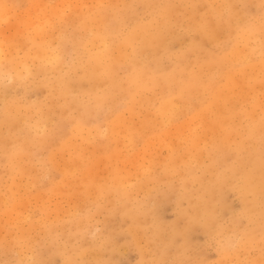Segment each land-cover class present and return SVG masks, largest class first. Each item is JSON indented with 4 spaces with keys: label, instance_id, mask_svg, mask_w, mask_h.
Segmentation results:
<instances>
[{
    "label": "bare ground",
    "instance_id": "1",
    "mask_svg": "<svg viewBox=\"0 0 264 264\" xmlns=\"http://www.w3.org/2000/svg\"><path fill=\"white\" fill-rule=\"evenodd\" d=\"M46 2H43L44 5ZM125 2H121L123 9L120 12L108 2L107 4L101 2V5L95 7V11L92 10L89 14L90 19L80 22L85 34L78 37L61 31L63 28L61 24H57L56 35L53 32H46L45 29L43 32L42 28L36 25L33 27L36 33L34 36L18 39L0 36V70L8 72L7 76L11 75L8 76L9 79L12 76L15 79H22L28 75L30 62L35 63L37 72L44 76L39 86L49 95L48 108L47 111H42L38 107L39 112L32 126L42 130L53 119L52 123H49L50 126L47 125L51 128L49 135L34 139L28 132V126H25L26 116L20 113L17 103L3 100L5 102L0 111V125L5 126L6 130L1 131H5L3 133L6 135L0 134V155L9 168L11 180L10 184L8 183V193L0 192V212L6 213L8 206L19 201L17 196L13 195L17 191L15 187L18 186L13 176L28 174L29 167L24 164L25 160H28L37 149L47 148L48 145L50 149L46 150L44 161L51 167L61 166V169L58 168L61 170L60 180L52 183L48 191L55 195L65 187L63 196H69V199L76 197L86 204L92 201L96 203V208H99V203L103 200L110 202V206L104 208L108 211L107 214L117 215L121 222L126 220L134 239L142 228L143 222L139 216L144 210L133 207V192L140 190L148 196L149 184L158 189L156 183L162 181L166 183L168 192L172 190V178L177 175L182 190L176 200L178 203L182 199L187 201V207L182 208L180 214L185 220L181 232L184 233L194 226L205 231L210 229L216 211L220 209L216 197L217 187L228 184L236 186L242 203V214L247 222V226L241 230L242 237L238 245L244 249L242 255L245 256V251L251 247L261 248L264 246V228L261 226V217L264 216V23H262L264 10L261 9L259 0H128V2L125 0ZM134 2L149 8L147 21H139L132 16ZM58 6L60 7V4ZM249 6L258 9V13H250ZM124 24L128 26L127 31L124 35L118 36L119 26ZM73 25L70 26L73 28ZM177 25L193 32L197 38L195 41L187 42V46L185 45L175 55L174 61L163 67L161 62L167 56L169 42L179 38L176 32ZM65 45H69L81 60L77 66L70 68L67 75H62L59 69L61 52ZM188 54L192 55L190 60L187 58ZM121 68H125L126 73L120 76L118 70ZM74 70H78L75 78L72 76ZM51 74L53 78L50 77ZM74 84L83 85L85 92L92 96V102L83 103L85 105L75 115L73 110L77 108L78 103L76 104L75 96L72 94ZM137 108L144 109L143 116L136 122L126 120L125 114L134 117L137 115ZM101 111L103 129L99 127L97 120V114ZM66 123L69 124L67 131L62 130ZM183 130H186V133H183ZM173 133L174 141L170 142L171 137L168 138V154L163 159L160 157L161 159L155 161V164L161 165L160 175H156L155 172L150 174L152 162L149 168L143 169L135 155L130 158L124 155L126 152L122 154V149H130L137 142L142 143L141 152L149 151L150 145L155 144L153 139L159 140ZM77 137L92 143L90 151L84 149L82 141L76 142ZM161 141L162 139L159 143ZM65 151L68 157L64 159L62 154ZM126 160L133 162L138 171L142 168L140 175H136L139 177L134 178L136 182L134 181L135 185L132 186H129L130 183L126 184L131 175L130 170H125ZM44 164L46 167L47 164ZM139 165L141 168H138ZM199 165L208 174L207 178L204 179V173L195 174L194 167L196 169ZM102 166L106 168L105 176L98 177L96 171ZM35 177L34 181H37L38 177ZM194 183H197L198 187L195 191L194 187L191 189ZM28 185L29 182L27 187ZM30 185L31 188L35 186H32L33 180ZM25 190L28 188H24L23 192L26 194ZM18 192L19 190L17 194L21 193ZM27 199H24L26 203ZM81 205L82 208L83 204ZM73 206L75 211L76 205ZM41 211L46 213L47 210L42 207ZM71 214L68 211L67 221L62 223V228L67 225L70 228L74 226L71 228L73 232L70 231L68 234V241L80 232L81 221L86 219L85 216L83 220L75 219ZM77 216L76 214L75 217ZM15 219L18 220L19 216ZM11 221L14 222L13 219ZM249 223H253L254 226ZM41 224L43 235L41 238L37 237V243L43 242L45 236L50 238L49 246L42 250L48 254L47 257L44 253L46 259L57 257L62 264H66L74 259L72 254L74 252L79 257L78 264H104V260L97 253L92 252L88 259L90 251L86 247L65 253L66 246L57 244L52 235L55 224L52 221L46 224L42 221ZM23 226L21 227V224L18 226V234L14 235L15 237L8 236L10 238L7 237L6 240L3 239L4 234L1 235L2 253L17 246L25 245L26 249L32 240L29 238V231L36 225L30 224L27 228ZM151 228L150 239L161 242L159 249L164 250L166 248V241L162 240L164 232L156 223L152 224ZM168 230H171L168 234L171 241L177 235L178 229L172 226ZM34 241L33 239L29 249L34 246ZM106 247L114 249L111 241L105 244ZM221 251V258L224 259L236 255L235 251L231 252L225 248ZM23 254L25 256V253ZM43 255L37 254L33 259L34 264H42ZM13 264H21V260L17 259ZM249 264H259V259H252Z\"/></svg>",
    "mask_w": 264,
    "mask_h": 264
},
{
    "label": "rangeland",
    "instance_id": "2",
    "mask_svg": "<svg viewBox=\"0 0 264 264\" xmlns=\"http://www.w3.org/2000/svg\"><path fill=\"white\" fill-rule=\"evenodd\" d=\"M46 1L45 0H5L3 3V0H0V32H1L0 36H2V38L4 37V38H8V39H12L13 37H14L13 39H18V37L21 38V37L34 36V34H36V33H35L33 27L36 25H39L42 28L43 32L45 29L46 32H53V34L56 35V33L58 31V25L57 24H61L63 27L62 28L60 26L62 28V29L60 28L61 31L65 32V34L68 33L67 35H71L72 37H74V36L78 37V36H80V34L81 35L85 34V31L81 27L80 22L90 19L89 14L92 12V10L95 11V9H96L95 7L98 8L101 5V2L102 3L104 2V4H107V2H108V4L111 7L112 6L115 7L117 9V11H119V12L122 11V9H123L122 3H126L125 0H113V1L112 0H99L100 1L99 3H98V0H87V1L86 0H72V1L71 0H61V1L60 0H52V1L46 0ZM58 1H60V2H58ZM109 1H110V3H109ZM126 1L128 2V0H126ZM43 2H46V4L44 5ZM96 2H97V4H96ZM35 3H37V5ZM59 4H60V7L58 6ZM116 4H117V7H116ZM38 5H41V6H38ZM33 6H36V8ZM56 6L58 8H56ZM62 6H63V8H62ZM67 6H70L69 7L70 9L67 8ZM91 6H92V8H91ZM119 7L121 9H118ZM249 7H248V11L249 12L251 11L250 13H252V14L258 13L257 12L258 9H256L254 6H249ZM60 9H64V10L62 11ZM42 11H43V13H42ZM134 11L136 12V14ZM33 14L35 15V18H34ZM148 15H149V8L148 7H145L142 4L141 5L137 4L136 2L133 3L132 16L135 19H137L139 21H147V19L149 18ZM64 16H67V17H64ZM83 17H84V19H83ZM79 19H80V21H79ZM52 23H54V25L57 28ZM66 23H69V24H66ZM63 24H64V26H63ZM70 25H73V28ZM127 27H128L127 24L120 25L117 35L118 36L124 35L125 32L127 31ZM7 30H9V31H7ZM176 32L178 33L179 38L176 40H171L169 42L168 48H167V50H168L167 56H165L161 62L163 67H167L169 65V63L174 61L175 55L178 52H180L184 48L185 45L187 46L188 43H190L191 41H195L197 38L193 32L185 30L183 27H181L179 25L176 26ZM184 38H187V39L184 40ZM65 46L63 47L62 52H61V58L62 59L64 58V60L61 59V65H60V69H59L60 74H62V75H67L69 73L70 68L73 66H77V64L81 60V58L76 54V52H74L72 49H70L69 45H65ZM69 50H71V51H69ZM76 56H77V58H76ZM188 56H190V57H188ZM191 57H192L191 54L187 55L188 60H190ZM29 68H30V73L28 75L24 76L22 79H15V77L13 78V76H12L13 80H12V78L9 79L8 76L10 74L7 76L8 72L0 70V111L2 110L3 103L5 102L3 100H5V99L7 101L13 102V104L17 103L18 105L16 104V106L19 107L20 113L23 116H26L25 126H28V132L31 133L30 135L32 137H34V139H39V138H43V137H46L47 135H49V133H50L49 130L51 128L47 127V125L50 126V124L52 123L51 120H53V119H51L50 122L48 121L50 124L47 123L46 126H44L46 128L40 127L41 129L43 128L42 130H39L38 128H35L32 126V124L35 122V119L37 118L36 115L39 112L38 107L42 111L43 110L47 111L49 95L47 94V91L44 88L39 86V83L44 79V76H41V73L37 72L36 67H35V63L30 62ZM76 73H78V70L72 71L73 78H75ZM125 73H126L125 68H121L118 70V74L120 76L124 75ZM10 77H11V75H10ZM50 77L53 78V74H51ZM74 86L76 88L73 87L72 94H73V97L75 96L74 98L76 99L75 100L76 104L78 103L77 108L75 110H73V114L75 115V113H77L81 107H83L85 104L90 103V101L92 102V96L89 92L88 93L85 92L84 88L82 87L83 85L74 84ZM80 86H81V88H80ZM74 91H76V93ZM83 103H85V104H83ZM142 109L143 108H137V111H136L137 115H135L134 117L129 116V114L126 113L125 114L126 120H128V121L133 120L135 122L138 121L143 116V114L145 113L144 109L143 110ZM24 110H26V111H24ZM102 117H103V111H101L97 114L98 125L101 129L104 128ZM68 127H69V124L66 123V124H64V126H62V130L67 131ZM1 130H6L4 125L3 126L0 125V134L5 136L6 135V134H4L5 131H1ZM183 133H186V130H183ZM183 135H185V134H183ZM174 136H175L174 133L171 136L168 135V136H166L167 139H166V137H164L165 140L162 137V138H160V139H162V141L160 143H159L160 139L159 140L153 139V141H155L153 143H155V144L150 145L149 151L147 150L148 152L147 151L144 153L141 152L143 149L142 145H141L142 143L137 142V144H135L134 147H132L130 149L129 148L122 149V154L126 152L128 154L126 155V153H125L124 155L126 157L129 156L130 158L135 155L136 160L140 161L139 163H141L142 168L144 167L145 169L149 168V164H151V162H152V164L150 165V168H149L150 169L149 171H151L150 174L151 173L153 174L155 172L156 175H160V174H162L161 165L158 163L155 164V161H157L161 158L163 159L164 157H166V155L169 152L168 146H167V143L169 142L168 138L171 137L170 142H172V140L174 141V139H175ZM75 139H76V142L79 141L77 143H80V141H82V143L84 144L83 147H84V149H86L87 152L90 151L89 149L92 148V146H93V145H91L92 143H87L85 140H82L79 137H77ZM162 143H163L164 147H163ZM88 146H89V148H88ZM156 147H158V148H156ZM47 149H50V148H48V145H47V148L37 149L32 156L30 155V158L28 159L29 161L25 160L24 164L29 167V168L28 167L27 168H28V174L30 176L28 174H26V175L17 174L15 176H13L14 181L18 183L19 187H21V188H19L18 186H16L15 188H17L16 189L17 191L19 190V192L22 193L24 191V188H26V189L28 188V190L30 192H28V190H25L26 194L24 192L22 193V195L24 197H22L21 193L18 192L19 194H17V191L14 192L13 195L15 197L17 196V198L19 199L18 203H16L17 205L15 204L12 206H8L9 207V208H7L8 214H7V212L6 213L0 212V238H2L1 235H3V234H4L3 239H6V240L8 238H10L12 235L13 236L17 235L18 234L17 229L19 228L18 226H20V224H21V227L24 225L23 228L24 227L27 228L30 224H35L37 227L35 226V228H32L29 231V238H30V240L31 239L32 240L29 243V245L26 246V249H25V245H23L20 247H18V246L16 247L19 249H16L14 247L15 249L9 250L6 253L5 252L2 253L3 250L0 247V264L6 263V262L13 264L17 259L21 260V264H34L35 260H33V259L36 258L37 254L43 255L45 253V252H42V250H43V248H47L49 246L50 238L45 236L44 239L42 240L43 242H41L39 244L37 243V237L41 238L43 235V229H42L43 225L41 224L42 221L45 224H46V222H51V221L55 224L54 225L55 229H53L55 231L54 232L52 231V235H53L55 242L57 244H59L61 246H64V245L66 246L65 253L72 252V249H79V247H86L90 251L89 256L87 257L88 259H90V254L92 252L97 253L100 256V258L104 260V264H159V263L160 264H230V263L231 264H242V263L249 264L251 262V260L252 259L254 260L255 258L259 259V264H264V260H262V259H264V246H262L261 248L256 247V246L249 248L248 250L245 251L246 252V254L244 253L245 256L242 255L243 254L242 252H244V249L238 247L239 240L242 237L241 230L245 226H247V222H246V219L244 218V216L242 214V210H243L242 205H241L242 203L240 201V197L238 195L236 186L232 187V186L226 184V185H220L219 187H217L218 189L216 188L217 189L216 190V197H217V202L220 206L219 207L220 209L219 210L217 209L215 220H214V222H213V224L209 230L205 231L203 229H200V227L194 226V227L190 228L189 230H186L184 233L181 232V230L183 229V227L185 225V220L180 216V214H181V209L187 207V201H186V199H182L178 203L176 200V198H178L179 195L181 194L180 191L182 190V188L179 185V177L177 175H174V177L172 178V190H168V192L166 191V187H167L166 183L163 181H162L163 183L162 182L156 183V186L157 187L159 186L158 189L153 188L149 184L150 194L148 196L145 195V193L140 191V190H138V192L137 191L133 192V196H132L133 197L132 198L133 207L136 209H139V210H144V213H142L139 216V219H141V221L143 222L142 228L139 229V231L141 233L139 232L136 236V238L137 237L138 238L134 239L132 234L129 231V225H128V222L126 220L124 222H121V220H118L119 218L117 217V215H115L116 216L115 217V216H110L107 214L108 211L105 210L104 208L107 207L108 205L110 206V204H109L110 202H108V201L105 202V200H103L99 203L100 204L99 208H96V206H95L96 203H93L92 201L89 202L90 205H88L89 203L86 204V202L78 200L76 197L75 198L71 197V199H69V196H66V195L63 196L65 193V191H64L65 187H62V190L61 191L59 190L58 193H56L55 195L53 194L52 191H48V189L50 187H52V183H56L57 181L60 180V178H61L60 177L61 166L59 165L58 167H56V166L51 167L49 165V163L44 161V157H45ZM150 150H154V151H150ZM63 154H66V155L63 156ZM63 154H62V158L65 159L68 157V153L66 151ZM136 154H138V155H136ZM137 156H139V158H137ZM151 156L153 159L151 158ZM149 157H150V159H149ZM155 158H156V160H155ZM1 159H3V156L0 155V160ZM133 160H135V158ZM142 160H144V161H142ZM153 161H154V163H153ZM205 162H204V164H205ZM44 163H46L48 165V167H51V169L48 168L47 165L45 167ZM0 164H1L0 165V172H1L0 178H2V180H0V192L1 193L4 192L3 194H7L9 191V184H10L11 176L9 174V168H8L7 164L5 163L4 159H3V161L2 160L0 161ZM124 165H125L124 166L125 170L127 169V170L131 171L130 172L131 175H129V177H128L129 182L126 184L130 183L129 186L130 185L132 186L136 182L135 180L139 177L136 175L137 174L140 175V172L142 170L141 165H139V167H138V168H141V169H139V171H138L137 167L134 166V163L131 161L126 160ZM222 165H223V163H222ZM219 166H220V168H223V166H221V165H219ZM33 167H34V169H32ZM58 168H60V169L58 170ZM151 169H153V170H151ZM156 169H158L159 171ZM33 170L36 171L34 175H33V172H34ZM97 170L98 171H96V170L95 171L97 172L98 177H104L105 176V172H106L105 167H103V166L99 167V169H97ZM133 170H135V171H133ZM194 170H195L194 171L195 174H198V175L201 174L202 175L204 173V175H203L204 179L207 178L208 174L203 171V168L201 169L200 165L196 166V169L194 167ZM43 172H44V175H43ZM26 173H27V171H26ZM37 173H39L40 176ZM45 173H47V175ZM8 176H9V178H8ZM26 176L29 177V179ZM35 176L38 177L37 181H34L36 179ZM134 178H136V179H134ZM24 179L26 180V183H25ZM44 179H46V180H44ZM18 180H21V181H18ZM32 180H33L32 186L35 185L37 188H40V190H38L37 188H36L37 189L36 190L35 186L31 188L30 184H31ZM45 181H46V183H45ZM20 182H22V183H20ZM28 182H29V185L27 187ZM49 182H51V183H49ZM45 184H47V185H45ZM22 185H24V186H22ZM29 186H30V189H29ZM197 188H198L197 183H194V185L192 184L191 189H194V191H195V190H197ZM37 191H39L40 193H38ZM27 193L28 194L30 193V194L28 195ZM42 193L45 195H43ZM37 194H38V196H37ZM39 194H41V195L39 196ZM134 196H135V198H134ZM40 198H41V200H40ZM24 199H27V203H26V200L24 201ZM134 199H136V200L134 201ZM33 200H34V202H33ZM174 200H176V201H174ZM22 203L23 204L25 203V205H23ZM78 203H80V204H78ZM81 203L83 204L82 208L80 207ZM18 205H21L22 207L18 206ZM73 205H76V210H78V211L81 210V211L78 212L75 210L76 211L75 212L72 208V207H74ZM14 206H17V207L15 208ZM42 207L46 208V210H47L46 213H43L41 211ZM59 210H61V211H59ZM68 211H69V213H72L71 215H73L75 219L83 220L84 219L83 217L84 216L86 217V219H85L86 221L85 220L81 221L80 232L78 234H76L74 237H71V239L69 241L67 238H68L69 232L70 231L73 232V230H72L73 225L71 226L72 229L68 225L64 226L62 228V223L67 221L66 216L68 214ZM101 211H102V213H101ZM61 212H62V214H61ZM13 213H14V215H13ZM75 213L78 215L77 217H75V215H76ZM16 214H18V215H16ZM32 214H34L35 216ZM7 215H9V216H7ZM60 215H62V216H60ZM18 216L20 219V220L18 219L19 221L15 219V217L18 218ZM25 217H26V219H24ZM29 217H31V218L29 219ZM21 218H23V219L21 220ZM180 218L184 221H182ZM11 219H13L14 222L11 221ZM44 219L47 221H45ZM151 222H152V224L156 223L161 228V230L164 232V234H162L163 242L166 241V243H165L166 248L164 250L159 249V245L161 244V242H155L154 240L150 239V237L152 235V228H151L152 224H151ZM261 223H262L261 224L262 228H264V216L261 217ZM82 224H83V226H82ZM250 225L254 226L253 223ZM172 226L174 228L178 229L177 230L178 233L171 241H169L168 234L171 232V230H168V229H171ZM214 227L216 230L214 229ZM8 236H10V237H8ZM143 236H144V238H143ZM139 238H140V240H139ZM33 239L35 240L33 242L34 246L30 247V249H29V246L31 245ZM108 241H111V244H113V248H114L113 250L107 249L108 247L105 248V244H107ZM168 242H170V244ZM140 245H142V246H140ZM183 245H185V246L182 247ZM223 247L225 249L230 250L231 252L235 251L237 256L236 255L235 256L230 255L232 257L225 258V259L221 258V252H222L221 250L224 249ZM233 247H234V249H232ZM69 250H70V252H68ZM157 250L159 253L157 252ZM144 251H145V253H144ZM237 251H238V253H237ZM23 253H25V256ZM32 253H33V255H32ZM101 253L103 256L100 255ZM106 253H108V254H106ZM5 254H7V255H5ZM45 254L48 257L47 252ZM72 254H73L74 259H72L69 262H66V264H78L79 263V257L77 256V254L76 253L74 254V252H72ZM44 255H43V259H46V255L45 256ZM156 255H158V256H156ZM6 256H8V257L6 258ZM56 258H51V259L49 258V259H46L45 261L41 258L42 259L41 261H43L42 264H45L47 261H49V262H47V264H62L61 261L59 260V258L58 259H56ZM154 258H156V259H154ZM250 258H252V259H250ZM150 259H151V262H149ZM77 261H78V263H77ZM63 264H65V263H63Z\"/></svg>",
    "mask_w": 264,
    "mask_h": 264
},
{
    "label": "clouds",
    "instance_id": "3",
    "mask_svg": "<svg viewBox=\"0 0 264 264\" xmlns=\"http://www.w3.org/2000/svg\"><path fill=\"white\" fill-rule=\"evenodd\" d=\"M259 5L262 10H264V0H259ZM262 23H264V16H262Z\"/></svg>",
    "mask_w": 264,
    "mask_h": 264
}]
</instances>
